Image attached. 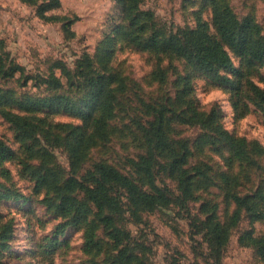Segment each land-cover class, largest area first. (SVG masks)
<instances>
[{
  "label": "rangeland",
  "instance_id": "rangeland-1",
  "mask_svg": "<svg viewBox=\"0 0 264 264\" xmlns=\"http://www.w3.org/2000/svg\"><path fill=\"white\" fill-rule=\"evenodd\" d=\"M43 2L0 0V106L20 118L0 112V264H264V110L251 84L264 90V62L224 43L239 69L222 71L230 85L163 51L178 29L205 25L223 40L216 5L264 38V0H60L45 15ZM104 75L115 108L108 137L92 142ZM160 111L172 149L148 132ZM223 131L248 157L233 155ZM141 156L149 178L134 166ZM99 161L168 200L142 211L107 185L114 200L101 210L81 187ZM234 193L261 198L249 209ZM67 195L69 209L51 205Z\"/></svg>",
  "mask_w": 264,
  "mask_h": 264
},
{
  "label": "trees",
  "instance_id": "trees-1",
  "mask_svg": "<svg viewBox=\"0 0 264 264\" xmlns=\"http://www.w3.org/2000/svg\"><path fill=\"white\" fill-rule=\"evenodd\" d=\"M60 4V0H44L41 7V13L45 15L47 10L59 7ZM213 14L214 24L223 40L220 39L213 42L210 39V35L207 32V26L205 25H200L196 28L178 29L176 32H171L167 36L165 42L166 48L163 51L164 53L172 55V57L185 58L199 71L208 74L220 82H226L227 84L233 85L234 81L227 77V75L223 74L222 71L237 73L239 72V69L235 67L232 57L224 46V43L234 45L244 56L264 62V38L258 37V35L253 32L250 18H245L243 20L240 19L229 5H216L213 9ZM106 80L108 81V78L104 75L103 79L96 83L92 92L94 95L92 97L97 100L100 108V115L89 135V139L92 140V142H95L96 140L97 142L102 141L109 135V131L107 130L108 113L112 112L115 108L114 101L116 89L111 88L110 85L106 83ZM251 84L256 95L255 102L257 106L264 110V90L259 88L256 84ZM63 98V96L58 97V99ZM0 112L10 118L13 122L20 124L19 117H15L1 106ZM158 113L159 114L154 113V118L148 123L151 127V129H148V132L153 136L152 143L159 145L160 148L164 147L163 150L172 149V144L165 138V133L163 132L162 112L160 111ZM222 134L224 140L231 148L232 153L236 158L242 159L248 157V152L241 139L235 138L225 131H223ZM156 141L159 144H157ZM181 159L182 160L176 159L174 164L176 167L177 165H180V167L177 168L183 172V166L187 163V160H185V155H183ZM134 166L139 174L148 178L153 176V166L145 156L139 157V161H135ZM91 171L94 179L86 184H82L81 187L86 192L87 197L101 210L110 205L114 200L107 185H116L123 188L126 191L131 204L136 209L142 211L151 210L153 207L160 205L162 200L164 202L168 200L165 194L161 193L160 189L154 188V190L150 191L142 188L131 176L123 173L117 167L108 162H96ZM44 179H46L45 176L39 178V183L44 182ZM226 179H230V177L226 176ZM232 198L238 205L247 206L251 209L250 201L254 199L260 200L261 197L259 193L244 196L234 193L232 194ZM75 199L76 197L71 198L70 195H67L61 198V202H52L51 205L69 209L77 202ZM68 200H73V202L67 204L66 202ZM261 200L264 202V198ZM101 217L103 222L112 223V218L110 216L105 215ZM257 217L263 218L264 214L257 212ZM95 227V224H93L88 231L90 241H94L95 239ZM254 240L257 243L262 242V239ZM260 250L261 255L264 258V247L260 248Z\"/></svg>",
  "mask_w": 264,
  "mask_h": 264
}]
</instances>
